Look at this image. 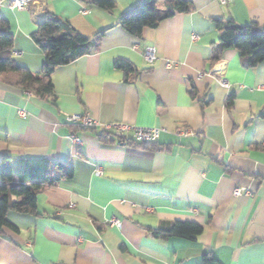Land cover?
Instances as JSON below:
<instances>
[{"label":"crops","instance_id":"obj_1","mask_svg":"<svg viewBox=\"0 0 264 264\" xmlns=\"http://www.w3.org/2000/svg\"><path fill=\"white\" fill-rule=\"evenodd\" d=\"M139 1L115 0L108 12L79 0H0L13 59L33 74L44 53L31 35L46 13L90 40L105 30L98 51L55 69L53 99L0 82V158L73 167L70 179L37 194V215L7 213L15 228L0 231V264H204V255L264 264V63L247 68L234 49L211 61L215 20L264 29V0H190L189 13L145 28L141 38L117 25ZM118 60L136 72L125 74ZM73 113L165 132L155 150L103 143L101 128L68 125ZM184 129L191 134H178ZM237 187L247 193L233 196ZM174 222L203 232L194 240L152 233Z\"/></svg>","mask_w":264,"mask_h":264},{"label":"trees","instance_id":"obj_2","mask_svg":"<svg viewBox=\"0 0 264 264\" xmlns=\"http://www.w3.org/2000/svg\"><path fill=\"white\" fill-rule=\"evenodd\" d=\"M79 1L86 7H94L108 12L115 8V0ZM158 1L140 0L138 6L120 15L117 25L129 34L141 38L145 28H154L164 19L177 14H186L192 10L190 0H163V10L159 15ZM215 26L219 32V49L212 57V62L219 60L220 52L234 49L239 53L243 66L247 68L264 63V29H260L256 22L239 25L232 20H215ZM104 32L105 30L99 32L90 40L81 36L66 21L52 13H46L39 22L36 31L31 35L33 42L44 53L41 72L33 74L20 67L13 59V35L9 23L0 17V82L30 92L40 99H53L55 95L52 76L55 69L98 51ZM117 67L125 74L136 72L125 60H118ZM191 95H194L193 91ZM97 137L103 143L116 141L105 132L97 134ZM156 143L142 146L155 150L157 149ZM72 176V166L52 163L45 158L13 160L8 156L1 157L0 231L4 227L15 228L7 220L9 211L37 215V194L57 187L61 181L68 180ZM202 232L203 227L192 222H174L152 231L154 236L178 237L187 240H194ZM203 263L218 264L208 255H204Z\"/></svg>","mask_w":264,"mask_h":264},{"label":"built area","instance_id":"obj_3","mask_svg":"<svg viewBox=\"0 0 264 264\" xmlns=\"http://www.w3.org/2000/svg\"><path fill=\"white\" fill-rule=\"evenodd\" d=\"M230 2L231 0H219V3L221 5H228ZM16 5L17 7H22V3H17ZM143 55L147 62H151L155 59L154 50L152 48L145 49ZM221 83L224 86L228 87L227 83L224 80H221ZM17 113L21 117L26 116V112L23 109H19ZM65 122L70 126H76L85 130H96V128L99 127L102 129V132L109 134L110 137L115 139L116 141L128 143L130 140L134 144L140 145L156 143L159 139L160 134L162 132H165L163 128L158 127H139L119 122L100 123L90 118L87 114L79 113L67 115L65 117ZM128 132L132 133L130 138L126 135ZM178 134L190 135L191 132L188 129H184L178 132ZM96 174H100V170H97ZM245 193H247V191L243 187H237L232 192L233 196H241ZM110 223L116 224L117 222L115 220H112Z\"/></svg>","mask_w":264,"mask_h":264}]
</instances>
